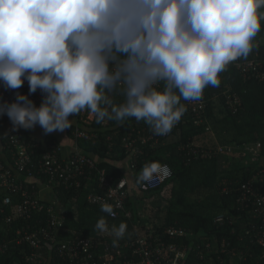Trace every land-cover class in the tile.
<instances>
[{
    "label": "clouds",
    "instance_id": "clouds-1",
    "mask_svg": "<svg viewBox=\"0 0 264 264\" xmlns=\"http://www.w3.org/2000/svg\"><path fill=\"white\" fill-rule=\"evenodd\" d=\"M261 10L264 0H0V83L16 90L27 81L29 94L42 93L39 106L21 92L0 101V117L13 131L39 125L50 135L88 110L97 123L134 117L166 136L187 110L182 99H201L231 62L248 57ZM162 171L146 163L138 182ZM127 228L103 217L95 224L114 247Z\"/></svg>",
    "mask_w": 264,
    "mask_h": 264
},
{
    "label": "trees",
    "instance_id": "trees-1",
    "mask_svg": "<svg viewBox=\"0 0 264 264\" xmlns=\"http://www.w3.org/2000/svg\"><path fill=\"white\" fill-rule=\"evenodd\" d=\"M253 43L255 46L248 57L239 59L254 58L257 54L264 53V20L261 21V30ZM220 80L218 87L205 88L208 98L205 114L210 129L207 130L204 123L196 125L191 117L183 116L179 126L173 130L175 142H169L159 148H147L136 160L134 167L131 166L129 154L122 146V137L132 127L130 118L124 122L110 120L111 124L106 128L102 122L97 123L95 117L89 123L85 122L82 117L90 114L88 110L75 115V121H72L71 128L66 129V134L73 139L74 130L81 126L89 133L98 132L96 141L83 138L77 142L79 149L94 159L97 169H91L85 176L80 177L79 187H68L64 184L53 186L52 203L56 212L65 219L59 235L64 234L69 239L76 236L100 239V232L95 229V224L101 217L106 219L110 228L125 222L128 228L123 238L131 237L142 229L147 232L146 225L161 236L167 226H178L189 232L188 236L173 239L179 245L189 248L184 264H233L239 258L237 253L246 257V264H264V247L252 243L250 239L252 225L260 221L253 207H240L238 202L242 194L240 184L250 179L254 180L255 189L264 194V87L255 78L245 79L232 62L220 74ZM228 88L242 100L241 108L235 113L228 108L222 94V90ZM121 100L122 97L117 95L115 102L119 103ZM20 132L25 138L39 141L37 136L23 130ZM54 136L50 134L47 140L49 144L55 139ZM3 139L5 145L7 139ZM189 143L200 149L216 148L218 144L243 146L260 143L261 150L257 154H249L241 148L231 155L197 158L191 149L186 147ZM43 151L45 149L39 146L36 162ZM150 162L169 164L173 169V176L158 188L143 192L138 176L143 166ZM102 169L108 177L114 176L115 180L125 175L131 177L127 202L128 209L133 212L131 218L112 217L102 212L101 206L89 204L85 200V195L90 189L93 191V180L98 178L97 174ZM22 176L29 190L39 183L35 178L26 179L27 172ZM37 176L39 180H46L44 175ZM226 185L229 186L228 191H223ZM36 189L37 187L34 189L37 192ZM94 189L99 190L96 184ZM18 200L19 196L15 197V203ZM6 213L10 214V211ZM6 213L0 212V245L4 247V250L0 251V264H37L32 254L39 253L42 249L34 251L27 243L17 242L20 237L17 230L22 228L27 220L15 215L12 216V221L7 222ZM219 214H225L227 217L222 225L215 222ZM35 215L34 224L47 225L49 213L45 207ZM229 217L235 220L233 224L229 223ZM5 239L8 240L7 245H4ZM165 239L168 237L165 236ZM223 240L231 242L225 250L222 247ZM44 251L42 264H71L68 259L58 257L52 252L50 244L44 246ZM126 252L124 249L122 255L115 253L109 264H124ZM127 257L129 258V255ZM98 263L103 264V261L98 260Z\"/></svg>",
    "mask_w": 264,
    "mask_h": 264
},
{
    "label": "built area",
    "instance_id": "built-area-1",
    "mask_svg": "<svg viewBox=\"0 0 264 264\" xmlns=\"http://www.w3.org/2000/svg\"><path fill=\"white\" fill-rule=\"evenodd\" d=\"M232 63L245 79L255 78L264 87V53L257 54L254 58L249 59L238 58ZM28 90L27 81L21 88L16 90L5 88L0 92V101L11 102L15 99L16 92L29 94ZM222 94L228 108L234 113L241 108L242 100L237 93L228 88L222 90ZM29 96L39 106L42 101L40 90L29 94ZM116 97L117 95L113 97L114 101ZM181 103L187 109L183 115L184 118L191 117L196 125L204 123L207 130L210 129V125L207 124L208 117L205 114L208 107L205 90L201 99L196 101L182 99ZM94 117V114L90 113L87 117L82 118L89 123ZM0 121L10 120L7 115H4L0 117ZM129 123L132 127L122 137V146L125 148V152L129 154V159L132 160L131 166L134 167L136 160L145 153L147 148L154 149L167 145L173 130L179 126L180 121L166 136L154 134L149 125L144 121H137L134 117L130 118ZM109 124H111V121L107 119L102 122V125L106 128L110 126ZM49 136L45 139L39 138V141L36 142L31 138H25L20 132L14 131L7 135V141L4 145L6 153L10 152L7 159L2 156L0 151V212L10 211V214L6 213L5 219L7 222L12 221V216L15 215L27 220V223L17 230L20 236L17 242L19 244L27 243L34 251L35 249H42L39 253L34 252L32 254V258L36 260L37 264H42L45 257L44 246H47V244L52 246V252L58 257L68 259L71 264H99L98 260H102L103 264H109L114 259L115 253L122 255L124 249L129 252H126L124 264H184L189 248L173 241V239L189 235V232L183 227L167 226L162 232L163 236H161V234L154 233L149 225H146L148 227L147 232L145 229H142L141 232L137 231L131 237L127 236L120 239L115 247L113 246L114 237L109 233H99L100 239H94L91 236H76L69 239L64 234L59 235L60 230L64 227L65 219L56 212L52 197L42 195L51 189L53 190L55 184L79 187L81 185L80 177L85 176L86 172L91 171V169H97L94 159L82 152L77 142L83 138H92L93 141H96L98 132L89 133L82 126L76 128L72 139L76 142V145L68 153L64 151L56 136H54V140L52 139L53 142L49 144L47 142ZM39 146H42L45 151L36 162L35 157ZM186 147H189L197 158L229 155L241 148L249 154H257L261 150L260 143L244 144L243 146L218 144L216 148L212 149L195 148L189 143ZM37 164L38 166H36ZM161 167L167 170V174L162 171L152 181L142 182L141 190L143 192H150L158 188L173 176V169L169 164H161ZM24 172L28 173L26 179L35 177L36 180L40 181L37 178L39 174L44 175L43 177L46 178V180H41L42 185L41 187L38 186L37 192L34 190L36 185L33 186L32 190L25 186V178L22 176ZM97 175L98 178L93 180V191L90 189L85 195V200L92 205L102 206L104 203L112 205L113 214H110L112 217L125 216L131 218L133 212L127 207L131 177L125 175L115 180L114 176L108 177L103 169ZM97 180L99 181L97 182ZM224 182H226V179ZM94 184L97 185L99 190L94 189ZM254 186L253 179L240 184L242 194L238 198V202L240 207L254 208L255 215L260 222L252 225L250 239L252 243L264 247V194L260 193ZM228 188V185L224 186L223 191H228ZM17 196H19V200L15 203V197ZM42 207H45L49 213L48 223L47 225L34 224L35 214L39 213ZM226 218L225 214H219L215 218V222L222 225L225 223ZM228 219L231 224L235 222L232 217ZM165 236L168 239H165ZM7 243L8 240L5 239L4 245H7ZM230 245L231 242L223 240V250ZM3 250L4 247L1 246L0 251ZM237 255L239 258L233 264H246V257L239 253Z\"/></svg>",
    "mask_w": 264,
    "mask_h": 264
},
{
    "label": "crops",
    "instance_id": "crops-1",
    "mask_svg": "<svg viewBox=\"0 0 264 264\" xmlns=\"http://www.w3.org/2000/svg\"><path fill=\"white\" fill-rule=\"evenodd\" d=\"M5 88L6 87L2 83H0V92L2 90H4ZM69 118L70 119H73L72 121H75L74 120L75 119L74 116H70ZM20 130L26 131L30 135L37 136L38 138H44L45 139L47 136H49V135H45L44 134L43 130L39 127V125H37L33 129H27L26 130V129L20 128V129L15 130V131L20 132ZM11 132H14L11 121H0V151L2 152V156L5 157L6 159H7V157L9 155L6 153V151L4 149V139L3 138L5 137V139H6L7 138V135L9 133H11ZM65 133H66V130L64 132H54L52 134L55 135L58 138V140L60 141V143L63 146L64 151L66 153H68L76 145V142L74 140H72L71 138H69L67 134L65 136ZM175 140L176 139H175L174 135L171 134L169 142L170 143L171 142H175ZM169 142H168V144H169ZM33 178H35V177H30L28 179L31 180ZM41 183H42V181L40 180L39 183L36 185L37 189H38V186L41 187V185H42ZM53 193H54V191L51 189V190L45 192L42 196H46V197L47 196H50V197H53ZM77 237H79V236H77Z\"/></svg>",
    "mask_w": 264,
    "mask_h": 264
},
{
    "label": "rangeland",
    "instance_id": "rangeland-1",
    "mask_svg": "<svg viewBox=\"0 0 264 264\" xmlns=\"http://www.w3.org/2000/svg\"><path fill=\"white\" fill-rule=\"evenodd\" d=\"M65 136H66V133H65ZM229 155H231V154H229Z\"/></svg>",
    "mask_w": 264,
    "mask_h": 264
}]
</instances>
